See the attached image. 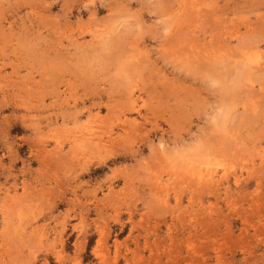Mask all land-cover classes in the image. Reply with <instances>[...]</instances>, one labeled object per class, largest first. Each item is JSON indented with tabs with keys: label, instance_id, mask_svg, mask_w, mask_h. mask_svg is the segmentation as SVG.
I'll return each mask as SVG.
<instances>
[{
	"label": "rangeland",
	"instance_id": "1",
	"mask_svg": "<svg viewBox=\"0 0 264 264\" xmlns=\"http://www.w3.org/2000/svg\"><path fill=\"white\" fill-rule=\"evenodd\" d=\"M0 264H264V0H0Z\"/></svg>",
	"mask_w": 264,
	"mask_h": 264
},
{
	"label": "bare ground",
	"instance_id": "2",
	"mask_svg": "<svg viewBox=\"0 0 264 264\" xmlns=\"http://www.w3.org/2000/svg\"><path fill=\"white\" fill-rule=\"evenodd\" d=\"M221 166V165H220ZM207 174H209V173H207Z\"/></svg>",
	"mask_w": 264,
	"mask_h": 264
}]
</instances>
